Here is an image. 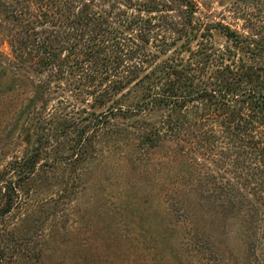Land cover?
I'll use <instances>...</instances> for the list:
<instances>
[{"label": "trees", "instance_id": "trees-1", "mask_svg": "<svg viewBox=\"0 0 264 264\" xmlns=\"http://www.w3.org/2000/svg\"><path fill=\"white\" fill-rule=\"evenodd\" d=\"M180 1L186 20L176 28L166 17L169 6L156 0H0L5 17L13 24L8 39L12 58L7 59L5 71L31 68L34 73H44L37 83L31 81L32 97L21 106L16 120L30 114L32 108L34 114L42 115V108L35 104L59 89L70 90L81 101L90 97L91 109H76L70 117L77 118L66 121L55 107L47 119L36 124V130L44 134L30 151L0 168V264H4L13 239L6 222L26 205L24 193L34 175L40 171V178L62 162L77 164L87 155L88 141L96 134L125 132L116 118L144 111L168 110L148 133L162 137L168 132L184 143L177 150L182 157L171 158L164 172L156 171L158 177L163 172V185L175 188L174 183L196 176L194 167L201 166L193 156L195 148L190 147L194 141L205 159L231 175L205 171L197 175L199 181L212 184L217 198L226 197L232 205L245 204L248 212H259L264 218V35H242L211 24L235 48L247 53L249 61L225 62L236 55L232 49L226 47L212 56L206 43L190 49L186 60L172 55L156 61L158 54L150 48L166 53L180 37L189 44L199 35L201 25L193 17L196 6L191 0ZM0 93L6 91L0 89ZM58 95L61 102L67 101L64 93ZM125 99L131 100L126 103ZM81 114L85 115L79 118ZM81 120L88 122L80 125ZM70 128L71 133H79L78 138L63 143L67 151L62 159L49 160V152L58 143L48 150L44 145ZM173 167L181 173L167 174ZM9 172L12 176L6 178ZM183 217L186 220L188 214ZM88 235L87 247H97L96 235ZM99 254L93 252L89 264L98 263Z\"/></svg>", "mask_w": 264, "mask_h": 264}, {"label": "rangeland", "instance_id": "rangeland-1", "mask_svg": "<svg viewBox=\"0 0 264 264\" xmlns=\"http://www.w3.org/2000/svg\"><path fill=\"white\" fill-rule=\"evenodd\" d=\"M191 1L196 6L194 21L201 25L199 35L189 44L180 37L166 53L150 48L158 54L155 60L172 55L186 60L190 49L206 43L212 56L230 47L236 55L225 58V62L239 58L248 62L247 53L210 26L219 24L238 34L263 36L264 0ZM156 2L169 6L166 17L173 26L185 24L180 0ZM12 25L0 5V89L6 91L0 93V168L30 151L38 136L44 134L36 130V124L47 119L55 107L64 113L60 117L66 121L76 109L91 110L90 97L81 101L70 90L59 89L67 101L61 102L58 93L50 98L44 96L35 104L42 108V115L34 114L32 108L30 114L16 120L21 106L32 97V82L37 83L44 73H34L31 68L5 71L7 59L12 58L8 40ZM64 82L59 81L62 85ZM130 100L125 99L126 103ZM167 114L168 110H156L116 118L124 133L96 134L88 141L87 155L77 164L62 162L40 178L38 171L26 186V205L6 222L13 239L4 264H89L90 255L96 251L101 258L96 264H264V218L259 212H248L245 204L232 205L226 197L217 198L212 184L199 181L197 175L205 171L223 170L202 156L196 142L190 146L195 148L193 156L201 166L195 165L196 176L174 183L175 188L173 184L163 185L167 164L171 158H181L177 150L184 147L181 139L168 132L162 137L148 133ZM87 122L79 121L80 125ZM71 131L56 133L44 145L48 150L58 143L57 149L49 152V160L62 159L67 151L63 143L78 138L79 133ZM175 170L173 167L167 174L181 173ZM156 171L163 172L158 177ZM11 176L9 172L6 178ZM65 188L68 189L62 192ZM184 213L188 214L186 220ZM91 233L92 237L96 235L97 247H87Z\"/></svg>", "mask_w": 264, "mask_h": 264}]
</instances>
